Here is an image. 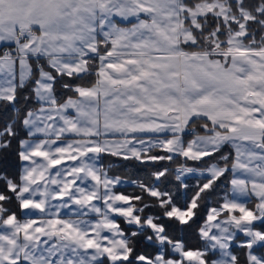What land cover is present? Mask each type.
Wrapping results in <instances>:
<instances>
[{"label":"snow or ice","instance_id":"6c2138e0","mask_svg":"<svg viewBox=\"0 0 264 264\" xmlns=\"http://www.w3.org/2000/svg\"><path fill=\"white\" fill-rule=\"evenodd\" d=\"M0 264H264V0H0Z\"/></svg>","mask_w":264,"mask_h":264},{"label":"trees","instance_id":"16d2710c","mask_svg":"<svg viewBox=\"0 0 264 264\" xmlns=\"http://www.w3.org/2000/svg\"><path fill=\"white\" fill-rule=\"evenodd\" d=\"M15 147H16V143L14 141L13 142V150L15 149ZM109 161H115L114 174L127 176V175H129L131 173H134L136 171V169H134L130 164L125 169L124 165L127 162L116 161L115 158L106 157L105 158V163H108ZM8 163L11 164L12 166H15V164H16L15 157L14 156H8ZM122 187L127 188L128 191H132V187L130 185H125V186H122Z\"/></svg>","mask_w":264,"mask_h":264}]
</instances>
